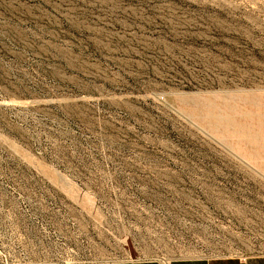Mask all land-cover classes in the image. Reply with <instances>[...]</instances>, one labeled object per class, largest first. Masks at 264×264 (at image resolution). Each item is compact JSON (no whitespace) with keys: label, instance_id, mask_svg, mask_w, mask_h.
Wrapping results in <instances>:
<instances>
[{"label":"rangeland","instance_id":"obj_1","mask_svg":"<svg viewBox=\"0 0 264 264\" xmlns=\"http://www.w3.org/2000/svg\"><path fill=\"white\" fill-rule=\"evenodd\" d=\"M16 192L55 203L34 232L0 205V244L49 240L76 260L264 251V0H0V196ZM171 211L219 219L155 230Z\"/></svg>","mask_w":264,"mask_h":264},{"label":"built area","instance_id":"obj_2","mask_svg":"<svg viewBox=\"0 0 264 264\" xmlns=\"http://www.w3.org/2000/svg\"><path fill=\"white\" fill-rule=\"evenodd\" d=\"M47 186L43 185H37L35 188H29L28 192L29 194L38 192L46 188ZM49 188V187H47ZM28 194V195H29ZM25 193H12V194H5L0 196V205L4 208H7L8 210H12L13 213L10 215V220H16V230L19 231L20 228L22 229V232H34L39 227L44 228L41 225H37L39 221L43 220L40 218L42 216V213H49L48 211L53 208L55 200L49 198L47 201L40 200L39 198H33L31 200L26 199ZM27 207H32L34 209L35 214L37 215V222L32 223H23L22 220L24 219V216L21 214L22 212L27 209ZM48 209V210H46ZM41 212V214H37V212ZM179 211V209H178ZM178 211H171L168 212L166 217L161 223H158L156 226H152L155 230L158 231H164V230H177L178 232H181L182 234H189V233H198L201 235L206 234V232L209 234L210 230L212 228V224H216V220L219 219L218 214L214 213L211 215L210 219H205L199 215L191 214L189 211H185L183 213ZM44 216V215H43ZM229 217H226V221H229L227 219ZM40 219V220H39ZM9 223V221H8ZM229 224L226 222V225ZM10 225V224H9ZM44 226H47L46 224H43ZM13 229V228H10ZM211 240H198V241H182L179 244H177L175 247L179 248H206ZM224 246H220L223 250H226V252L221 254H213V255H206V256H197V257H210V256H240L244 257L249 254H258V253H264L262 249H258V246H253L252 251L253 252H244L242 250L243 246L244 248H247L245 245H239L236 243H233L231 240L225 239ZM40 245L39 247H37ZM221 245V244H219ZM229 248H237V250L240 251H231L232 249ZM75 255L73 251L67 252L65 256H59L57 254L52 253L50 250V242L49 240L38 242L35 246H32L30 248H24L23 243L20 240L12 241L10 240L7 244L1 243L0 244V264H74L76 262H91V261H101V260H76L71 258V256ZM191 257V256H189ZM181 258H188L187 256H179V257H162L161 259L157 258H146L141 260H154V261H160L163 264H173V262L176 259ZM120 259H129L124 254L123 257L118 258ZM118 259H107V260H118ZM106 260V259H105Z\"/></svg>","mask_w":264,"mask_h":264},{"label":"crops","instance_id":"obj_3","mask_svg":"<svg viewBox=\"0 0 264 264\" xmlns=\"http://www.w3.org/2000/svg\"><path fill=\"white\" fill-rule=\"evenodd\" d=\"M74 264H163L160 261L141 259L101 260ZM173 264H264V253L240 256L188 257L176 259Z\"/></svg>","mask_w":264,"mask_h":264}]
</instances>
